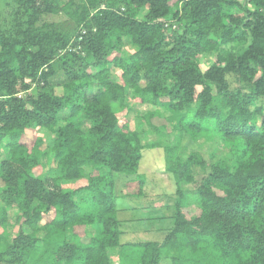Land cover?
<instances>
[{"label": "trees", "instance_id": "1", "mask_svg": "<svg viewBox=\"0 0 264 264\" xmlns=\"http://www.w3.org/2000/svg\"><path fill=\"white\" fill-rule=\"evenodd\" d=\"M8 1L16 17L0 29V264H114L110 248L117 264H264V0ZM59 14L72 31L41 21ZM206 55L214 60L201 71ZM139 106L155 114L137 115L132 129ZM157 108L177 145L151 123ZM35 129L50 145L26 139ZM157 149L174 186L164 195L170 228L158 241L123 243L115 184L145 187L139 165ZM9 207L27 229L10 242Z\"/></svg>", "mask_w": 264, "mask_h": 264}, {"label": "rangeland", "instance_id": "2", "mask_svg": "<svg viewBox=\"0 0 264 264\" xmlns=\"http://www.w3.org/2000/svg\"><path fill=\"white\" fill-rule=\"evenodd\" d=\"M67 1L68 0H61L60 5L64 6ZM15 17V9L10 1L0 0V29L8 28L11 31L13 29V26L10 25ZM65 20V16H63L62 14L47 15L41 17L42 22H54L57 24L58 29H61L63 32L67 33L70 30L72 31L74 27L71 24L66 23ZM76 34L77 32L74 33L73 36H75ZM125 50H128L130 52L133 51L131 47H126ZM213 60L214 59L212 57H209L208 55L198 57L197 61L200 70L205 71L207 68H209ZM55 93L59 94L60 90L57 89ZM135 110L136 111H133V114H130L131 118L129 119V126L132 129L134 127H137V124L139 122V119H137V115H139L138 117L140 119H143L142 115H145L148 112H152L155 114V108L151 106H139ZM157 110L159 109L157 108ZM158 112L160 116L156 115V118H159H154L153 120H151V123L156 124L157 126H165V143H167L168 139L170 143L177 145V143L181 142V139L177 137L173 138L174 135L171 134L172 130L170 129L168 114H166L162 110H159ZM63 115H67V113L64 112ZM37 137L42 138L45 144L50 145L51 136L45 130L35 129L34 131L26 132V139H29L31 142L34 141ZM154 138L155 137L151 136L147 138L146 141L148 143L150 141L152 143H157L159 140ZM220 146L225 151L227 150L225 145L221 144ZM163 164L164 158L161 150L157 149L155 151H147L146 154H143L138 169V173L142 176L141 178L145 180V187L140 188V184L138 181L128 182L130 178L118 179L117 183L115 184V195L116 197H118L116 201L117 219L120 221L121 231L124 232V235L121 238V241L123 243L128 244L143 241H158L161 240L163 233L170 228L168 216L172 214V211H168L167 208H170L172 205L169 202V204L164 205L167 202V197H164V195L169 196V193H173L174 186L170 177L161 172ZM47 169L48 167L46 166L43 171L45 172L47 171ZM81 184L82 182H76L72 186L76 188ZM142 190L146 196L138 194L139 191L142 192ZM151 201L154 202L156 206L161 208L160 212L152 210L151 208H149V206L145 207L147 203H151ZM141 210L146 212L143 214V211ZM187 211L188 215L194 213V211ZM16 215L17 213L14 208H7L6 219L8 223L7 231L9 242L12 239L16 238L19 233H27V229L25 227L19 228L16 224H14ZM86 232L90 236H94L98 233V227H88L86 228ZM107 254L110 262L117 264L119 258V249L110 248L107 250Z\"/></svg>", "mask_w": 264, "mask_h": 264}]
</instances>
